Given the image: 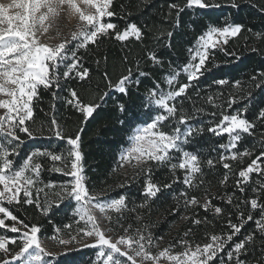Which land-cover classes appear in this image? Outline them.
Returning <instances> with one entry per match:
<instances>
[{
	"label": "snow or ice",
	"instance_id": "1",
	"mask_svg": "<svg viewBox=\"0 0 264 264\" xmlns=\"http://www.w3.org/2000/svg\"><path fill=\"white\" fill-rule=\"evenodd\" d=\"M113 5L114 0L0 2V264H264V98L257 104L251 90H258L264 97V70L249 75L247 80L223 72L225 65L241 59L238 49L228 47L230 40L244 32L253 33V29L227 17H221L222 23L209 21L187 49L188 60L183 66L177 68L167 61L170 71L163 81L153 78L151 71L164 68L163 55L156 49L173 48V38L181 35L177 30L182 29V14L224 6L239 9L241 0H173L161 21V25L169 27H156L155 32L136 22L121 29L106 21V17L117 15ZM250 6L264 15V0H252ZM64 21L75 22L67 34ZM149 35L154 41L152 48L144 45L149 66L142 67L139 58L129 64L125 55L122 63L128 66L113 82L104 56L101 75L106 88L101 91L97 85L95 91L99 94L95 99H85L81 90L88 93L92 89V77L91 69L84 66L81 50L97 47L103 38L121 43L134 39L143 44ZM254 35L257 40H264V31ZM244 48H248L247 38ZM250 51L258 53L260 49L253 46ZM218 52L225 57L222 63L216 59ZM94 63L99 71L101 60ZM181 75L185 82L180 81ZM208 76V88L226 89L204 97L219 111L218 118L217 111L210 113L214 121L209 123L207 132L227 137V143L212 149L219 152L217 158H202L199 149L186 147L204 133L205 127L203 122L191 123L196 113L186 110L184 102L190 99V90L199 96L197 86L202 77ZM72 79L77 81L76 87L68 86ZM142 79L152 80L143 93ZM41 90H51L54 101L62 100L79 114L81 127L74 134H65L56 118L55 103L51 114H46L47 126L36 123L35 105ZM62 91L65 96L59 95ZM109 102L118 114V123L128 131L127 146L118 154V166L129 164L136 169V176L145 175L143 200L131 208L126 194L105 198L91 191L84 174L83 125L98 117ZM257 131L261 132V139L241 148L245 138H254ZM41 138L64 141L70 147L66 153L37 147L21 157L28 141ZM244 157H250V162L234 172L232 162H242ZM152 166L167 167L171 180L154 181ZM218 166L225 170L219 185L225 187L234 176V188L243 199L237 198L235 191L215 196L211 193L205 170L210 174ZM178 170L182 177L176 175ZM45 172L70 179L61 183L48 181L44 179ZM253 174L262 179L253 181ZM135 178L128 177L119 187L130 186ZM177 183L185 187L179 199L173 196L175 206H166L165 214L176 216L189 210L192 214L179 217L189 226L175 243L161 247L163 236H153L154 224L145 216H150L154 208L158 210L170 195L168 190ZM216 199L235 211L213 203ZM25 206L52 225L47 234L44 223L15 211L21 208L27 213ZM138 209L143 210V215ZM196 209L202 210L204 216ZM62 211L70 215L57 223L54 218ZM126 211L135 213L139 227L133 228L131 223L125 226ZM221 216L227 231L206 234L204 243L188 239L194 235V227L212 225ZM105 222L111 227L106 228ZM249 222L254 225L253 231L237 239ZM117 228L121 230L119 235L114 234ZM177 246L182 251H174ZM84 249H93L94 255L82 258Z\"/></svg>",
	"mask_w": 264,
	"mask_h": 264
},
{
	"label": "trees",
	"instance_id": "2",
	"mask_svg": "<svg viewBox=\"0 0 264 264\" xmlns=\"http://www.w3.org/2000/svg\"><path fill=\"white\" fill-rule=\"evenodd\" d=\"M173 0H114L113 8L117 12L116 16L111 18H105L106 21L116 24L119 28H123L129 22H136L139 25H144L147 28L151 29L152 32H155L156 27H164L167 29L169 25H161V21L168 11V5L172 3ZM178 2L183 3V0H178ZM252 0H241V7L239 9H233L228 6H224L220 9H207L202 10L201 12H195L191 10V14H182V29L177 31L181 32V35L175 36L173 38V48L168 50L166 48L160 47L156 51L163 55L165 60L164 68H154L151 69L152 77L163 81L165 74L170 71L168 68L167 61H171L173 66L179 68L185 64L188 60V51L187 49L192 46L196 37L201 33L203 25L209 21L223 22L221 17H227L234 19L238 22L244 23L248 28L253 29V33L244 32L240 37L230 40L228 47L230 49H238L241 53V59L239 61L232 60L231 64L225 65L223 67V72L229 76H236L243 80H247L248 76L254 74L259 70H264V40H257L254 33L264 31V15L258 12L257 9L250 6ZM121 5L124 7L121 8ZM131 13V15H127ZM195 21V24H193ZM248 43V48L245 49L244 45ZM152 48L154 41L149 38L140 43L133 40L128 42H118L114 39L103 38V42L100 43L97 47L90 46L87 51L81 50V55L84 57V66L91 69V85L92 89L88 93H84L81 90V94L85 99H95L97 93L96 86H99L101 91L105 90L106 85L101 75L104 65L103 57L107 56L108 59V68L111 74L113 82L117 79L120 72L127 67L122 63L123 56L127 55L129 57V64L139 58L141 60L142 67H148L149 62L145 59V46ZM257 47L260 49V52L254 53L251 52V47ZM100 59L101 65L100 70L97 71V65L94 63L95 60ZM216 59L218 62H223L225 57L223 53L218 52L216 54ZM231 59V58H228ZM135 71V67L133 66ZM220 73H217L219 75ZM185 77L181 75L180 81L185 82ZM211 76L202 77L200 84L197 86L200 90L199 96L192 90H190V99L184 102V107L186 110H189L190 113H196V119L191 121L193 124L200 122L204 123L205 131L202 135L197 136L194 142L188 146V150L195 151L200 150V154L203 157L211 156L212 158H217L219 155L218 151H212L219 143H227V137L221 136L216 137L211 133L207 132V128L210 122L214 121V118L210 115L212 111H217V118L219 116V111L213 109L208 103H206L204 97L206 95H215L218 91L226 89H217V88H208L207 84L210 82ZM64 84V81H61ZM152 83L151 79H142L140 86V92L143 93L147 87ZM68 86L76 87L77 81L72 79L67 82ZM256 96V103L258 104L261 97L260 93L256 89H251ZM60 96H65V92H60ZM55 103V113L57 120L61 123L65 129L66 135L74 134L80 125V116L79 114L74 113V110L66 106L62 100H53L51 95V90H41V98L36 103V115L35 120L37 124L44 123L45 126L48 124V116L46 114H51V106ZM217 103H223V100H217ZM204 109L203 112L197 113V109ZM254 112V109H253ZM253 112L249 113L251 118ZM117 113L111 102L103 107L100 111V115L93 120H90L87 124L83 125L84 132L82 134V143L81 150L84 154V174L87 178V183L91 191L96 193L104 194L105 196L116 198L120 194H126L129 197V207H133L134 204H139L142 202L143 197L141 195V190L145 184V175L140 173L139 176H136V169L132 168L130 165H125L123 168L118 166V154L121 151L122 147L127 146V136L128 131L126 128L122 127L117 121ZM255 136H261V132L257 131ZM259 145H257L258 147ZM49 148L51 150H60L67 152L68 146L64 141L47 138H41L35 141H28L24 150L21 152V157L25 156L27 152L34 148ZM245 148V147H244ZM250 157H244L243 161H234L233 171H238L241 167L246 166L250 162ZM175 162V161H174ZM145 167H148L146 165ZM153 167L152 179L154 181L164 183L168 182L172 178V174L169 169L165 166ZM113 169H116L113 171ZM206 171V180L211 181L210 191L215 196L217 194L223 195L225 191L227 192H236V196L239 199H243L242 194H240L234 188L235 177L231 176L228 184L225 187L219 185V180L222 178V173L225 171L219 166L213 170L212 173H207ZM176 175L182 177V173L178 170ZM44 179L48 181H54L57 183L66 182L69 177H65L58 173H49L45 172L43 174ZM136 177L131 181L130 186L119 187V184L125 183L128 177ZM259 177L257 174H253V181L257 180ZM260 179H262L260 177ZM182 183H177L173 185L171 190H168L170 195L167 200L163 203H160L157 208H154L150 216H145L146 220L153 222L154 226L151 231L154 237L163 236L164 238H177L179 235H182V232L187 229L189 223L179 219L183 215H191V210L187 213H177L176 216L166 215L165 207L166 206H175V201L173 196L177 199L180 198L179 194L184 189ZM103 189V191H101ZM195 194L200 195L199 191H196ZM251 195V193H249ZM134 202V203H132ZM213 203L217 205L224 206L226 211L235 210L230 206L223 204V201L216 199ZM27 213L24 212V209L16 208L15 211L21 215H26L27 219H33L45 224V234H47L52 225L44 221L40 216L35 214L34 209L29 206ZM243 207V205H242ZM143 215V210H139ZM199 212L200 216H204V212L200 209H196ZM66 215H70L67 211H62L57 213L54 218L57 223L61 220H64ZM115 218V217H114ZM135 213L125 212L123 223L125 226L131 223L133 228L139 227V223L135 222ZM209 219L213 218L209 215ZM235 215L233 220L235 222ZM180 222V225L176 226V223ZM225 221L224 217H217L213 220L212 225H204L194 227V235L189 238L194 242L202 241L203 238H206V234H220L223 231H227L224 227ZM111 227V225H110ZM254 225L249 222L245 229L242 230V233L237 239L243 237V235L248 232L253 231ZM116 234H121L119 228L115 231ZM202 238V239H201ZM94 255L93 249H84L80 256L84 259L92 257Z\"/></svg>",
	"mask_w": 264,
	"mask_h": 264
},
{
	"label": "rangeland",
	"instance_id": "3",
	"mask_svg": "<svg viewBox=\"0 0 264 264\" xmlns=\"http://www.w3.org/2000/svg\"><path fill=\"white\" fill-rule=\"evenodd\" d=\"M0 2H5V3H7L8 2V0H0ZM64 23V25H65V27H64V32H65V34H67L71 29H72V27H73V25H74V21L73 22H71V23H69V22H67V21H64L63 22ZM261 139V136H255L254 138H249V137H246L245 138V140L242 142V144L240 145V147L241 148H247V147H250L253 143H256V142H258L259 140ZM257 145H258V143H257ZM244 159V158H243ZM125 165H129V164H125ZM131 166V165H130ZM258 179H260V177H257V180ZM97 194H99V195H101L102 197H105V198H112V197H108V196H105L104 194H100V193H97ZM180 225V222H177L176 223V226L175 227H177V226H179ZM106 228H110V224H108L107 222H105V225H104ZM115 235H118V234H116V233H114ZM11 236H16V234H10ZM178 238V237H177ZM177 238H171V237H168V238H164L163 237V240L162 241H160L159 243H160V245H161V247H166V246H168V245H170V244H173V243H175V240L177 239ZM188 239L190 240V241H192L193 243H204V242H206V238L204 239L203 238V240L202 241H196V242H194L192 239H190L189 237H188ZM202 239V238H201ZM49 247H51L52 245L51 244H49L48 245ZM174 251H176V252H179V251H182V248L181 247H179V246H177L175 249H174Z\"/></svg>",
	"mask_w": 264,
	"mask_h": 264
}]
</instances>
